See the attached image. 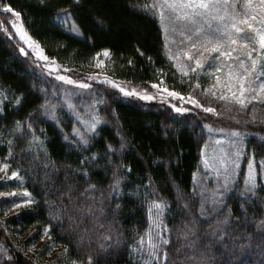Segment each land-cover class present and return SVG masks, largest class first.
<instances>
[{"label":"trees","instance_id":"1","mask_svg":"<svg viewBox=\"0 0 264 264\" xmlns=\"http://www.w3.org/2000/svg\"><path fill=\"white\" fill-rule=\"evenodd\" d=\"M9 2L23 11L22 23L29 35L40 44L45 55L54 57L64 67L75 68L76 71L86 70L93 63L95 52L107 48L110 53L105 72L111 79L134 85L159 83L161 87L177 91H185L187 88V77L175 69L165 54L163 31L158 19L151 13L137 14L132 11L139 5L151 4V0H91L88 9L81 13L87 25V39L83 41L70 39L66 34V25L57 22L51 9L37 7L38 0ZM52 2L64 4V0ZM93 14L103 22L102 26L92 23ZM117 20L122 23L114 24L112 30L108 31L107 26ZM67 45H71V48L66 49ZM0 80H7L9 85L21 88L34 87L42 95H52L59 84L30 68L1 31ZM59 85V96L52 104L56 106L57 115L61 119L60 127L71 135V127L77 124L75 114L85 110L83 99L87 96L78 97L68 86ZM98 92L103 91H92V95L98 99L97 103L100 102L98 114L105 122L104 137H111L112 142L118 144L115 134L123 130L126 138L124 162L132 166L133 172L131 177L126 176L125 179L133 187L126 190L122 188L121 192L114 193L111 190L112 173L102 172L93 178L99 179L101 183L97 185L95 196L89 198L97 203L81 205L85 207L83 214L79 211L70 213L67 209L56 207L49 216L43 207L37 205L31 206L36 209L34 212L29 211L28 207L7 215L0 212V219L6 222V228L0 229V246L8 247L18 264H46L44 259L41 260L42 256L49 260L47 264H89V257H92L91 264H128L129 260L132 264H143L149 258L146 253L151 251L150 244L156 243L149 235L151 220L148 208L153 193L159 192L172 203V210L165 214V223L172 230V242L162 246V250H167V264H264V220L261 219L264 217V193H260V200L252 202L249 199L241 214L235 205L243 203L239 198L242 182L228 201L235 211L234 220L219 227L217 223L209 227L211 217L203 222L198 220L192 234L184 235L182 208L177 206L175 194L179 193L191 202L188 185L193 165L201 155V143L208 142L210 137L211 131L205 127L209 125L208 121L200 113L180 115L164 105L141 103L130 98H110L106 90L100 95ZM107 92L114 91L108 89ZM204 101L201 100L202 103ZM61 104L64 105L63 112L59 111ZM69 105H76V110L69 108ZM27 108L28 105H25ZM243 114L245 118L250 116L248 120H252L253 115L257 117L256 121L264 120V106L257 105L254 112L242 111ZM17 118H27V112L22 110ZM0 123L7 126L9 121ZM36 127V139L29 137L26 146L22 147L8 134L0 136V140H12L14 159L11 168L27 173L24 184L36 195V199L39 201L48 193L50 202L59 205L61 198L58 189L65 186L66 177L83 183L68 172L69 166L76 167L75 161L78 158L70 147L64 146L62 138L57 139L59 129L50 120L44 123L38 120ZM164 129L168 130L167 137L163 135ZM245 134V160L253 152L256 153V159L260 160L264 157V131L248 129ZM45 141V147L41 148L40 143ZM149 146H152V151L170 153L174 161L178 160V164L174 163L170 169L167 166L157 167L146 154ZM8 147L7 143H0V160L5 159ZM45 163H54L55 168L46 172L43 168ZM245 168L246 163L243 164L242 175ZM52 171L56 172L58 178H52ZM148 178H151L152 185L148 184ZM16 183V180L8 181L9 185ZM53 183L56 187H52ZM3 184L0 181V191L10 190ZM101 201L104 204L102 214L99 207ZM87 207L94 208L96 215L87 213ZM49 223L50 233H45L43 239H40L39 234ZM101 225L107 231H102ZM109 233L115 238L112 247H107L108 242L105 240ZM141 236L145 243L140 245L137 255L136 248ZM155 264L166 262L161 257Z\"/></svg>","mask_w":264,"mask_h":264},{"label":"snow or ice","instance_id":"2","mask_svg":"<svg viewBox=\"0 0 264 264\" xmlns=\"http://www.w3.org/2000/svg\"><path fill=\"white\" fill-rule=\"evenodd\" d=\"M90 2L91 0L88 2L64 0V4L61 5L53 3L52 0H38L37 7L44 10L51 9L57 22H63L66 25V34L70 39L83 41L87 39L85 35L87 25L81 13L88 9ZM165 10H167V16ZM132 11L137 14L151 13L153 17L159 15L161 21L165 22L166 31L170 34L179 32L183 37L180 43L186 48L195 49L194 54L182 50L187 60L184 65L177 64L182 76L187 77V88L185 91H177L168 87L161 89L159 83H153L151 87L157 91L150 93L147 89L138 91L132 88L129 90L114 81L100 80L98 76L88 77L89 80H95L99 84L111 85L116 91L107 92L106 90L110 98L119 97L122 100L136 98L149 102L155 99L163 101L167 94L170 108L175 113L182 114L199 109L215 117H222L226 111L234 108L238 111L254 112L257 105H264V0H243L242 3L241 0H153L151 4L139 5ZM0 14H9L12 17L2 31L12 38L13 32L9 29H15L16 34L23 39L24 33L20 32L18 26L24 15L23 11L17 9L9 0H0ZM212 21L217 22L215 28L212 27ZM92 23L97 26L103 24L94 14ZM120 23L122 21L119 20L110 23L107 30L111 31L114 24ZM35 43L33 41L29 45L33 51H35ZM67 48H71V45H67ZM18 51L22 55H29L24 47H19ZM101 51L105 57L110 53V49L107 48L95 52L93 59L96 60L97 67L103 63L99 59ZM43 59L44 67L48 69L46 75L63 84L74 86L71 91L78 97L85 94L82 90L93 89L91 83L63 74V72L72 70H61L59 65L55 64L54 57L45 55ZM172 59H177L175 54L172 55ZM129 63L132 62L129 61ZM59 88L58 84L57 91L52 95H42L41 91L34 87L21 88L9 85L7 80H0V121H9L7 126L0 123V130H2L0 136L12 135L23 147L29 144V137L36 139L37 121L44 123L45 120H50L59 129L57 139L62 138L64 146L70 147L78 158L75 161L76 167L69 166L68 172L72 177L82 180L83 183L66 177L65 186L58 189V196L61 198L59 205L50 202L48 193H45L38 201L36 195L24 184L27 173L11 168L14 159L12 140H0V143L9 145L5 159L0 160V173H3L0 175V181L4 182L5 188L13 189L0 191V198L15 197V199L4 200L5 215L13 209L22 207H28L29 211L34 212L36 209L32 208V205L43 207L49 216L56 207L67 209L70 213L79 211L83 214L85 207L81 205L89 206L97 203L89 198L95 196L97 185L101 183L99 179L94 180L93 178L102 172L112 173L111 190L114 193L121 192L122 188L126 190L133 187L125 179L126 176L131 177L133 169L130 164L124 162L127 145L123 130L115 134L118 144H114L111 137L106 139L103 135L104 121L94 117L93 121L88 123L77 115L76 123L79 126L71 127V135L66 134L64 128L60 127L62 122L57 115L56 106L52 104V101L59 96ZM44 91L46 92L47 89ZM205 97L208 99L202 103L201 100ZM173 98L191 107L171 102ZM25 105H28L27 109ZM69 107L76 110V105H69ZM22 110L27 112V118L18 119L17 114ZM63 110L64 105L61 104L59 111L63 112ZM256 120L257 117L253 115L252 121ZM205 127H208L209 131L212 130L209 125ZM261 131H264V128H261ZM168 134V130L164 129L163 135L167 137ZM41 135H43V130H41ZM245 135L239 130L232 131L228 137V151H222L218 161L207 155L210 145L202 141L201 155L197 157V163L193 165L191 181L188 185L191 202L187 201V197L182 198L179 193L175 194V202L182 208L181 224L185 236L192 234L198 220L203 222L211 217L209 227L213 223H217L219 227L236 218L233 205L228 201L236 189L241 187L240 160L246 150ZM45 143L46 141L41 142L39 146L44 148ZM151 149L152 146H149L146 154L152 158L157 167L167 166L170 169L174 163L178 164V160L174 161L170 153ZM43 168L47 172L55 168V164L45 163ZM114 169H122V171L117 172ZM52 178H58L55 171H52ZM9 180H16L18 183L9 185ZM148 184L152 185L151 178H148ZM242 185L239 198L243 200V203L235 205V209L241 214L245 211V205L248 204L249 199L252 202L260 200V193H264V157L257 161L255 152L246 157ZM52 187L56 185L53 183ZM99 207L102 214L104 208L102 201ZM116 207L119 208L120 205L117 204ZM171 210L172 203L159 192H154L148 213L151 220L149 235L155 239L156 243L150 244L151 251L146 253L149 258L144 260L143 264H155L161 257L167 264V250H162V246L172 242V230L165 223L166 211ZM86 211L91 215H96V210L92 207H87ZM109 212H111L110 207ZM16 215L19 216L20 213L17 212ZM221 217H223L222 220ZM261 219L264 220V217ZM5 228L6 222L0 219V229ZM101 230L107 231L103 225H101ZM50 231L51 223L39 234V238L43 239L44 234ZM153 232L154 237H152ZM213 234L220 235V233ZM114 239L110 233L105 237L108 242L107 247H112ZM144 243V237L141 236L136 248L137 255L140 252V245ZM104 246L101 245V247ZM88 260L91 264L92 257ZM0 264H18L14 253L8 247L0 246ZM128 264H132V261L129 260Z\"/></svg>","mask_w":264,"mask_h":264},{"label":"rangeland","instance_id":"3","mask_svg":"<svg viewBox=\"0 0 264 264\" xmlns=\"http://www.w3.org/2000/svg\"><path fill=\"white\" fill-rule=\"evenodd\" d=\"M151 1L153 2V0H151ZM242 2H243V0H241V3ZM165 15L167 16V10H165ZM156 18L158 19L160 26H161V29L163 31L165 54L168 57V59L172 62L175 69L181 74V71L177 67V64L184 65L185 61L187 60V57L183 55L182 50L190 51L191 53L194 54L195 49L186 48L185 45H182L180 42H181V39H183V37H181L179 32H177L175 34H170L168 31L165 30V22L161 21L159 15H157ZM11 19H12V17L9 14H0V31L4 34V36H6L9 39V42H11V44L13 45V47L15 48V50L18 53H19V51H18L19 47L25 48V51L28 52L29 55L25 56V55H22L20 53L19 54L22 57V59L28 64V66L30 68L36 70L42 76L47 77L50 80H53L51 77L46 75L48 69L46 67H44V65H45V61L43 59V56H45L44 51L42 50L40 44L38 42H36L29 35V33L26 31V29L22 23V20L19 22L18 26L20 28V32L24 33L23 39H21L20 36L16 34L15 29H9V31L13 32L12 38H9L7 36V34H5L2 31V28L7 26L8 22H10ZM211 23H212L213 28H215L217 26L216 21H212ZM205 27H206V25H205ZM29 37H31V39H29ZM33 41L36 42L35 43V51H33L32 48L29 47V45L32 44ZM173 54L176 55V57H177L176 60L172 59ZM205 55H208V54L205 53ZM99 59L101 61H103V63L99 67H97L96 60L94 59L93 63H91V65L86 70H83V71L78 70L79 72L76 71L77 69H75V68L64 67L54 60L55 64L59 65L61 70H63V69H71L72 70L70 72H63V74L72 75L74 79L83 80L84 82L91 83L93 85L92 90H87V89L82 90L83 93H85L83 96H87V98L83 99V103H84L86 108H85V110H83V112H76L75 118L78 115L80 117V119H82L88 123H91L93 121L94 117H97L100 119V116L98 114V108L100 107V102L97 103L98 99L96 97H93L92 91H103L102 93L98 92L99 95L103 94L104 91L108 90V89H110L111 91H114V92L116 91L115 89H113L111 87V85L99 84L95 80H89L88 77H90V76H98L100 80L107 79V80L114 81L115 83L121 84L123 87H125L129 90H131L132 88H135L138 91H143V90L147 89L150 93H155L157 91L156 89H153L151 87L152 84L134 85V84L127 83L124 81H118V80L111 79L105 72L106 67H107V63L109 61V55L107 57H105L103 55V52H102ZM53 82L59 83V84H61V86H68L71 89L74 87L72 85L63 84L62 82L56 81V80H53ZM68 87H67V89H69ZM162 88H164V87H161V89ZM130 99L137 101V102H141V103L164 105V106L170 108V102H169V98L167 97V94H165V98L163 101H161L160 99H155V100H152L149 102H145L142 99H136V98H130ZM204 99H208V98L205 97ZM89 101L91 102L90 105H89ZM171 102L182 104V106H185V107H191L187 104H183L182 102L175 100L174 98L172 99ZM261 106L263 107L264 105H261ZM249 108H251V105H249ZM242 111H244V110L238 111L237 109L234 108L230 111H226L222 117H215L212 114L203 113L199 109H197L195 111L188 112V113H182V114L200 113L201 116H203V118H205L208 121V124L210 125L212 130L209 133L210 137H209V140L207 142L210 145V147L207 149V155L210 158H213L214 160L218 161V158H219L221 152L222 151L223 152L228 151V148H229L228 137L232 131L239 130V131L245 133L246 131H248V129L249 130H251V129L259 130L261 128H264V120L255 121V122H253L252 120H248V119H250V116H248V118H245V115L244 114H243L244 116L242 115ZM177 114L182 115L181 113H177ZM247 114L249 115L248 112H247ZM78 126L79 125L76 124V127H78ZM217 141H219V143ZM256 160L258 161V159H256ZM245 163H246V160H245V155H244L241 157V160H240V173H241L243 164H245ZM0 175H3V173H0ZM242 179H243V175L241 174V182H242ZM10 190H13V189H10ZM2 199H7V198H0V204L2 207L0 212L5 213L6 204L4 203V201ZM17 210L18 209H13L11 212L14 213ZM8 213H10V212H8ZM43 259H44V261H43L44 263H46V264L50 263V262H48L49 260H46V258L42 256L41 260H43Z\"/></svg>","mask_w":264,"mask_h":264}]
</instances>
